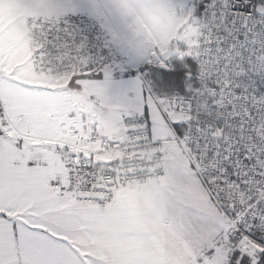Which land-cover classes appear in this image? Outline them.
Wrapping results in <instances>:
<instances>
[{"label": "built area", "instance_id": "built-area-1", "mask_svg": "<svg viewBox=\"0 0 264 264\" xmlns=\"http://www.w3.org/2000/svg\"><path fill=\"white\" fill-rule=\"evenodd\" d=\"M195 52L191 92L155 94L154 102L167 120L176 110L186 115L173 140L223 218L228 246L264 251V0H203ZM94 142L97 151L89 147ZM70 148L67 169L49 185L99 212L124 188L164 172L163 140L143 114L127 113L112 137L88 121Z\"/></svg>", "mask_w": 264, "mask_h": 264}, {"label": "crops", "instance_id": "crops-1", "mask_svg": "<svg viewBox=\"0 0 264 264\" xmlns=\"http://www.w3.org/2000/svg\"><path fill=\"white\" fill-rule=\"evenodd\" d=\"M103 69H110L112 76L88 81L92 100L76 91L77 86L72 92L54 91L55 100L49 106L56 113L50 118L54 121L60 114V119L50 126L38 105V112L32 114L17 99L20 94L7 92V88L2 92L4 87L0 90L4 103L0 117V264H213L212 259L197 257L211 253L213 242H219L220 235L225 237L224 225H217L212 243L198 248L187 229L176 226L171 213L167 215L171 200L156 195L162 179L123 189L106 212L76 204L50 187L51 175L67 169L70 146L86 122L96 121L103 136H114L129 109L124 110V105L132 97L125 94L121 98V89L132 91L136 84L141 111L150 117L152 130L160 137L166 133L156 127L162 118L152 101L157 93L151 92V104L145 105L140 79L116 78L113 68ZM23 102L26 105L25 97ZM40 125L46 132L40 133ZM71 126L79 132H72ZM22 139L28 141L25 149ZM89 147L98 150L96 142ZM206 205L210 208V203Z\"/></svg>", "mask_w": 264, "mask_h": 264}, {"label": "rangeland", "instance_id": "rangeland-1", "mask_svg": "<svg viewBox=\"0 0 264 264\" xmlns=\"http://www.w3.org/2000/svg\"><path fill=\"white\" fill-rule=\"evenodd\" d=\"M193 9L192 0H0V90L4 87L2 92L7 88V92L20 94L17 99L32 114L38 112V105L50 126L60 119V114L54 121L50 118L56 113L49 106L55 100L54 91L72 92L77 86L76 91L92 100L88 81L96 78H86L87 74L100 66H110L116 78L132 82L140 79V95L144 93V104L150 105L151 92H157L149 81V69L168 66L159 54L172 49L178 51L179 57H196L199 25ZM134 86L132 91L127 88L119 92L121 98L125 94L132 96L124 110L129 107L126 114L145 115ZM160 115L156 127L166 133L163 137L153 133L163 140L164 172L145 185L164 181L156 195L171 200L167 215L171 213L174 224H182L198 248L203 249L213 242L217 225H224V220L173 140L174 124H185L186 115L178 110L169 115V120ZM151 116L155 117L156 112ZM148 122L151 124L150 117ZM38 128L40 133L46 132L43 125ZM218 241L213 242L211 253H199L197 258L220 264L232 259L237 250L234 264H253L260 253L247 243L231 249L226 232Z\"/></svg>", "mask_w": 264, "mask_h": 264}, {"label": "trees", "instance_id": "trees-1", "mask_svg": "<svg viewBox=\"0 0 264 264\" xmlns=\"http://www.w3.org/2000/svg\"><path fill=\"white\" fill-rule=\"evenodd\" d=\"M194 4L193 16L197 20L200 27V14L203 5V0H192ZM75 25H78L75 23ZM99 61V59H98ZM97 61V62H98ZM101 62V61H100ZM106 67V66H105ZM104 67V68H105ZM109 67V66H108ZM103 66H100L93 73H88L86 78H102L103 77ZM196 71V59L193 56L175 57L168 60V66L166 68L154 66L149 69L150 82L154 91L158 95L167 94V93H189L191 89L195 87ZM94 74V75H91ZM185 124L176 123L174 128L180 134L184 131ZM237 250L234 251L233 258H228L226 264H234L237 259ZM253 264H264V251H260L258 257Z\"/></svg>", "mask_w": 264, "mask_h": 264}, {"label": "water", "instance_id": "water-1", "mask_svg": "<svg viewBox=\"0 0 264 264\" xmlns=\"http://www.w3.org/2000/svg\"><path fill=\"white\" fill-rule=\"evenodd\" d=\"M177 54H178L177 50L169 49V50L165 51L164 53L159 54V56H160L162 61L166 62V61L170 60L171 58L175 57ZM102 74H103V77H111L112 76V72L110 69L103 70ZM27 145H28V141L26 139H22V142H21L22 149H25ZM93 162H94V164H105L106 160L98 158V157H94Z\"/></svg>", "mask_w": 264, "mask_h": 264}]
</instances>
